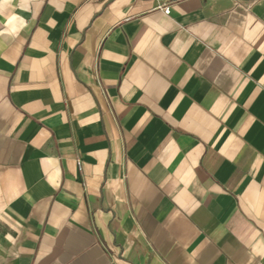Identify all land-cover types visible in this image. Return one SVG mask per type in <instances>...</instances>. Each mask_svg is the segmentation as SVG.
<instances>
[{"label": "crops", "instance_id": "crops-1", "mask_svg": "<svg viewBox=\"0 0 264 264\" xmlns=\"http://www.w3.org/2000/svg\"><path fill=\"white\" fill-rule=\"evenodd\" d=\"M0 264H264V0H0Z\"/></svg>", "mask_w": 264, "mask_h": 264}, {"label": "built area", "instance_id": "built-area-1", "mask_svg": "<svg viewBox=\"0 0 264 264\" xmlns=\"http://www.w3.org/2000/svg\"><path fill=\"white\" fill-rule=\"evenodd\" d=\"M163 10H164V13H165V14H168V13H169L168 8H164ZM77 168H78L79 171L81 170V164H80L79 161H77Z\"/></svg>", "mask_w": 264, "mask_h": 264}]
</instances>
